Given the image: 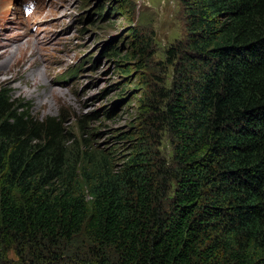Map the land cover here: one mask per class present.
I'll return each mask as SVG.
<instances>
[{
	"label": "trees",
	"instance_id": "obj_1",
	"mask_svg": "<svg viewBox=\"0 0 264 264\" xmlns=\"http://www.w3.org/2000/svg\"><path fill=\"white\" fill-rule=\"evenodd\" d=\"M180 1L156 109L173 168L143 150L75 167L60 123L0 86V264H264V0ZM77 237L87 253L65 255Z\"/></svg>",
	"mask_w": 264,
	"mask_h": 264
},
{
	"label": "rangeland",
	"instance_id": "obj_2",
	"mask_svg": "<svg viewBox=\"0 0 264 264\" xmlns=\"http://www.w3.org/2000/svg\"><path fill=\"white\" fill-rule=\"evenodd\" d=\"M185 19L180 0H0V86L60 123L75 167L87 152L117 170L143 150L167 169L173 136L156 109L171 93L168 51L183 47ZM88 246L77 237L61 251Z\"/></svg>",
	"mask_w": 264,
	"mask_h": 264
},
{
	"label": "bare ground",
	"instance_id": "obj_3",
	"mask_svg": "<svg viewBox=\"0 0 264 264\" xmlns=\"http://www.w3.org/2000/svg\"><path fill=\"white\" fill-rule=\"evenodd\" d=\"M25 47H26V45H25ZM29 47H30V45H29ZM28 48V47H27ZM12 49V48H11ZM9 51H11L12 52V50H9ZM21 52L23 53V50H21ZM28 63V62H27ZM27 63L26 62H24V64H23V66L22 67H25V66H27ZM37 65V64H36ZM21 70H23V68H21ZM27 70V69H26ZM34 70H35V68H34ZM23 72V71H22ZM24 73V72H23ZM35 73V71L33 72V74ZM36 74V73H35ZM38 74V73H37ZM36 74V75H37Z\"/></svg>",
	"mask_w": 264,
	"mask_h": 264
}]
</instances>
